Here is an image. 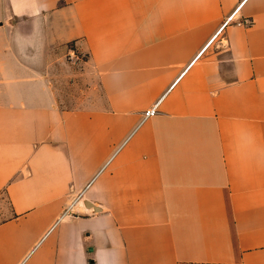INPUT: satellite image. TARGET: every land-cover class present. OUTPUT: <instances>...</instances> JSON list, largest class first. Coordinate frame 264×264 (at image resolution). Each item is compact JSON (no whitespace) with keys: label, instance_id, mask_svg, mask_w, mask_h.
<instances>
[{"label":"crops","instance_id":"crops-1","mask_svg":"<svg viewBox=\"0 0 264 264\" xmlns=\"http://www.w3.org/2000/svg\"><path fill=\"white\" fill-rule=\"evenodd\" d=\"M0 188V264H264V0H0Z\"/></svg>","mask_w":264,"mask_h":264},{"label":"rangeland","instance_id":"rangeland-1","mask_svg":"<svg viewBox=\"0 0 264 264\" xmlns=\"http://www.w3.org/2000/svg\"><path fill=\"white\" fill-rule=\"evenodd\" d=\"M61 58L52 68L51 79L58 93V104L64 109L85 107L91 97L89 93L88 56L77 52H60ZM99 94V91H97ZM9 202L5 190L0 188V221L9 214Z\"/></svg>","mask_w":264,"mask_h":264},{"label":"built area","instance_id":"built-area-1","mask_svg":"<svg viewBox=\"0 0 264 264\" xmlns=\"http://www.w3.org/2000/svg\"><path fill=\"white\" fill-rule=\"evenodd\" d=\"M231 18V17H230ZM229 18V19H230ZM228 19V20H229ZM160 104V101H158L154 106H152L151 108L147 109L146 111H144L143 113V118L142 120L140 121V124L141 125L144 121H146L148 118H151L153 117L157 112H158V106ZM81 195H79V197H77V199L80 198Z\"/></svg>","mask_w":264,"mask_h":264},{"label":"water","instance_id":"water-1","mask_svg":"<svg viewBox=\"0 0 264 264\" xmlns=\"http://www.w3.org/2000/svg\"><path fill=\"white\" fill-rule=\"evenodd\" d=\"M85 205L87 207H93L94 209H97L98 208L94 203H92L90 201H85Z\"/></svg>","mask_w":264,"mask_h":264}]
</instances>
